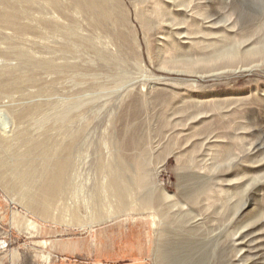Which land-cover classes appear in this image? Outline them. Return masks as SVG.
Here are the masks:
<instances>
[{"label":"rangeland","instance_id":"rangeland-1","mask_svg":"<svg viewBox=\"0 0 264 264\" xmlns=\"http://www.w3.org/2000/svg\"><path fill=\"white\" fill-rule=\"evenodd\" d=\"M119 1L126 22L96 26L83 0H0V79L21 78L0 99V264H197L204 245L264 264V0ZM69 132L66 188L44 194L29 146Z\"/></svg>","mask_w":264,"mask_h":264},{"label":"bare ground","instance_id":"bare-ground-1","mask_svg":"<svg viewBox=\"0 0 264 264\" xmlns=\"http://www.w3.org/2000/svg\"><path fill=\"white\" fill-rule=\"evenodd\" d=\"M85 1L86 2L87 1H93V3H85ZM102 2H103V0H83V3L78 7L83 12H85L86 15L89 16L90 22L96 26L107 25L108 23H110L112 21L117 23V24H121L123 22H126L125 9H124V6H123L121 1L111 0L112 3H109L108 0H105L104 4ZM0 16L11 17L12 14L0 11ZM1 24H7L9 26H12L13 22L5 20V21H2ZM118 35L120 37L123 36V34L121 32H119ZM10 38H14V37H10ZM122 38H124V37H122ZM68 48H70V47H68ZM234 52L235 51L233 50V53ZM0 53H3L2 50H0ZM10 53L18 54L15 47H12V50L10 51ZM41 64L44 68L56 69L52 62H46L45 61L44 63H41ZM13 69L15 70V68H13V67H11L9 69V72H10V76H9L10 82L9 83H6L2 79H0V99L5 97V96L10 95L14 89H17L20 87L19 84L21 82V78L16 75V73ZM38 106H35L33 108L32 113L39 111ZM30 111H31V108L28 107L24 111H22L20 114H18L17 116L19 118H22L26 114H31ZM60 118L62 119V123H65V121H64L65 118L64 117H60ZM61 119H60V121H61ZM62 125H63L62 127L65 128V129H63V131L64 130L67 131L66 124H62ZM25 133H26V130L20 131L18 134V138H23L22 140L27 142L28 139H25L26 137H24ZM67 137L68 138L66 141H64L60 144H57V145L46 146L44 143L35 142V143H32L31 146H29L28 153H42V154H44V156H46V158L52 160V162H49L45 166V168L42 170V173L44 174V178H48V180L44 183V186H43L44 194H49L50 192L53 193V191L57 190V188L58 189L61 188L62 190L64 188H66L65 187L66 186L65 180L68 179L67 174L69 173V171H72V168L74 166L75 161H74L73 157H74V153L76 152V149H77V142L79 141V138H80V132H74V133L69 132ZM8 140H10V139H7V138L0 139V141L5 142V144H7ZM55 153H56V155H55ZM61 153H62V155H61ZM16 171H17L16 172V179L13 183V186L16 188H21V186L23 184L22 181H23V179H25V175L27 174V172L21 171L18 169ZM25 182H26V180H25ZM106 189L108 190L111 197L115 200V202H117V205L119 208L120 207L128 208L127 206L129 204V199L131 198V191H130L129 187L124 184V181L122 180V178L120 176H118V175L112 176L109 180L108 185L106 186ZM28 190H29L28 193H32L31 187H29ZM94 196H96V195H94ZM168 197H169V195H168ZM94 201H96V200H94ZM111 201L113 202V200H111ZM48 203L49 202H46L44 200V203L42 204L45 206V207H42V209H41L42 214H44V215L47 214V209H46L47 206L46 205H48ZM95 203H97V202H95ZM100 206H102V205H100ZM91 211H92V209H91ZM93 215H94L95 219H98L99 217H101L103 215V212L99 210ZM45 218H46V216H45ZM194 244L198 245L197 243H194ZM241 248H243V247H241ZM201 249L202 250L200 251V254L202 253V255H201L202 257H201V259L197 258L198 259L196 262L197 264H201V261L203 262V264H205V262H208V259L210 257L209 255L211 254L210 250L208 249V246L204 245L203 248L201 247ZM175 258L176 257H174V262L176 261Z\"/></svg>","mask_w":264,"mask_h":264},{"label":"crops","instance_id":"crops-1","mask_svg":"<svg viewBox=\"0 0 264 264\" xmlns=\"http://www.w3.org/2000/svg\"><path fill=\"white\" fill-rule=\"evenodd\" d=\"M4 6V5H3ZM6 6H9V7H14V6H20V4H7ZM133 240H135V239H133ZM93 250H94V252L96 253V251L98 250V249H101V248H97V240H95L94 241V243H93ZM121 249H124V248H113V249H108L107 251L109 252V253H114L113 254V256H111V257H108V258H112V257H132V256H119L118 254H115L118 250H121ZM101 258H106V257H101ZM135 264H145L144 262H138V263H135Z\"/></svg>","mask_w":264,"mask_h":264}]
</instances>
